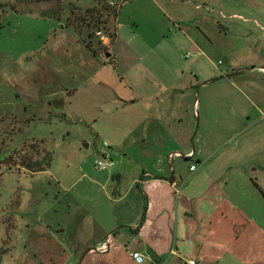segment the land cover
I'll list each match as a JSON object with an SVG mask.
<instances>
[{
  "label": "rangeland",
  "instance_id": "rangeland-1",
  "mask_svg": "<svg viewBox=\"0 0 264 264\" xmlns=\"http://www.w3.org/2000/svg\"><path fill=\"white\" fill-rule=\"evenodd\" d=\"M261 61L264 0H0V264H73L59 247L79 234L86 204L103 200L97 188L111 183L123 146L142 131L124 134L122 99L140 96L139 105L157 108L159 126L151 116L145 141L124 148L155 150L167 177L192 162L213 175L227 164L239 169L242 153L263 158L264 109L246 120L210 108L217 92L224 105L242 101L238 82L250 70L226 74ZM254 120L246 136L257 140L244 151L232 124ZM117 140L121 150L110 143ZM105 143L115 166L99 170L93 161ZM189 148L207 158L186 160ZM39 158L43 170L23 166ZM261 238L258 246L240 236L221 262L264 264Z\"/></svg>",
  "mask_w": 264,
  "mask_h": 264
},
{
  "label": "crops",
  "instance_id": "crops-1",
  "mask_svg": "<svg viewBox=\"0 0 264 264\" xmlns=\"http://www.w3.org/2000/svg\"><path fill=\"white\" fill-rule=\"evenodd\" d=\"M249 63L243 68L234 66L226 74L232 80L233 76L250 70V80L238 82L243 90L245 88L242 101L224 105L220 101L226 94L217 92L212 96L218 102L210 105L211 110L233 116L237 111L238 118L249 120L252 109H257L258 113L264 109V61L258 62L259 65ZM141 96L145 98V94ZM139 97L122 99L123 106L129 111L124 134L130 136L142 128L139 136H134L128 145L145 141L147 135L143 129L151 116L150 122L159 126L157 108L142 107L139 102L143 100ZM239 122L232 126L242 132L245 151L248 144L257 140L246 135L253 125L259 124L254 120L237 126ZM261 128L264 131V124ZM178 140L184 141L180 137ZM110 143L122 149L119 140ZM110 143H105L107 148L101 153L107 151L112 155ZM128 145L123 146L120 166L111 172V183L105 180L97 188L99 199L103 200L89 201L84 209L86 216L76 223L79 234L68 244L58 245L63 255L68 247L67 256L73 257V264H184L183 259L187 257L196 258L199 264H223L222 255L238 249L240 236H250L258 246L261 245V233H264L260 226L264 223V157L253 161L242 153L237 155L239 169L227 164V169L213 175L207 173L205 166L191 169L192 162L185 173L173 175L171 172L167 177L163 170L164 158L155 155V150L140 148L130 152L124 148ZM171 154L177 155L176 152ZM183 157L197 164L207 158L196 154L192 148ZM102 189L104 192H100ZM247 223L248 226H243ZM107 237V250H96L95 247ZM251 248L255 249L254 246L248 247ZM134 251L143 255L142 262L131 256Z\"/></svg>",
  "mask_w": 264,
  "mask_h": 264
},
{
  "label": "built area",
  "instance_id": "built-area-1",
  "mask_svg": "<svg viewBox=\"0 0 264 264\" xmlns=\"http://www.w3.org/2000/svg\"><path fill=\"white\" fill-rule=\"evenodd\" d=\"M97 33L100 34V31H98ZM100 38H101L103 43L107 42V36L102 35ZM171 155L173 156L174 154H171ZM93 165H94L95 168H97L99 170H107V169L112 168L115 165V160H114V158L111 156V154L109 152L103 151L100 155H98L94 159ZM190 168L194 169L195 168V164H191ZM108 243H109V240H108V237H107L99 245H97L95 247V249L98 250V251H106L107 248H108ZM131 256L137 262H142L144 260L143 255L140 252H138V251L132 252ZM183 263L184 264H199L197 259L194 258V257L184 258L183 259Z\"/></svg>",
  "mask_w": 264,
  "mask_h": 264
},
{
  "label": "trees",
  "instance_id": "trees-1",
  "mask_svg": "<svg viewBox=\"0 0 264 264\" xmlns=\"http://www.w3.org/2000/svg\"><path fill=\"white\" fill-rule=\"evenodd\" d=\"M40 15L41 16H53L52 15V13H50L49 11H47V12H45V11H42L41 13H40ZM96 19H95V21L97 22V24H98V26L100 25V24H102L103 23V21L101 20V18H100V16L98 15V16H96L95 17ZM48 158V157H47ZM46 158V159H47ZM44 161H45V159H43V158H39V159H36V160H34V161H29V162H26V163H24V167L25 168H27V169H29V170H31V171H33V172H36V171H40V170H43L44 169Z\"/></svg>",
  "mask_w": 264,
  "mask_h": 264
},
{
  "label": "water",
  "instance_id": "water-1",
  "mask_svg": "<svg viewBox=\"0 0 264 264\" xmlns=\"http://www.w3.org/2000/svg\"><path fill=\"white\" fill-rule=\"evenodd\" d=\"M235 73H237V72H235Z\"/></svg>",
  "mask_w": 264,
  "mask_h": 264
}]
</instances>
